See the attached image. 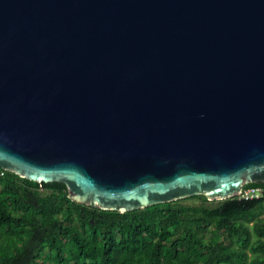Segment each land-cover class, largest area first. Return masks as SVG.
<instances>
[{
    "label": "water",
    "instance_id": "95a60500",
    "mask_svg": "<svg viewBox=\"0 0 264 264\" xmlns=\"http://www.w3.org/2000/svg\"><path fill=\"white\" fill-rule=\"evenodd\" d=\"M0 168L119 213L264 183V0H0Z\"/></svg>",
    "mask_w": 264,
    "mask_h": 264
},
{
    "label": "trees",
    "instance_id": "16d2710c",
    "mask_svg": "<svg viewBox=\"0 0 264 264\" xmlns=\"http://www.w3.org/2000/svg\"><path fill=\"white\" fill-rule=\"evenodd\" d=\"M244 188L259 195L119 213L0 168V264H264V183Z\"/></svg>",
    "mask_w": 264,
    "mask_h": 264
},
{
    "label": "built area",
    "instance_id": "2783aa9c",
    "mask_svg": "<svg viewBox=\"0 0 264 264\" xmlns=\"http://www.w3.org/2000/svg\"><path fill=\"white\" fill-rule=\"evenodd\" d=\"M260 190L256 188H243L241 193L238 195L243 198H252L259 195Z\"/></svg>",
    "mask_w": 264,
    "mask_h": 264
},
{
    "label": "rangeland",
    "instance_id": "374dc122",
    "mask_svg": "<svg viewBox=\"0 0 264 264\" xmlns=\"http://www.w3.org/2000/svg\"><path fill=\"white\" fill-rule=\"evenodd\" d=\"M44 192H46V191H45V190H42L40 193H44ZM211 201H213V200H211ZM197 202H198V200H196V199H190V198H185V199L182 201V203H184V204H196ZM73 218H74V219H73L74 222L79 223L75 217H73ZM261 218L264 220V214L261 215ZM42 255H43V256H46V255H48V253H47L46 251H44V252L42 253Z\"/></svg>",
    "mask_w": 264,
    "mask_h": 264
},
{
    "label": "flooded vegetation",
    "instance_id": "af4514ba",
    "mask_svg": "<svg viewBox=\"0 0 264 264\" xmlns=\"http://www.w3.org/2000/svg\"><path fill=\"white\" fill-rule=\"evenodd\" d=\"M40 190H42V188H40ZM65 195H66V192H65Z\"/></svg>",
    "mask_w": 264,
    "mask_h": 264
}]
</instances>
